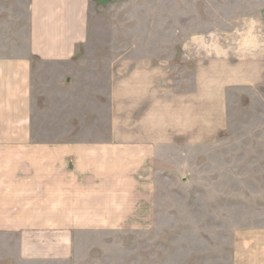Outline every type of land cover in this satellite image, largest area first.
Here are the masks:
<instances>
[{
	"label": "rangeland",
	"instance_id": "374dc122",
	"mask_svg": "<svg viewBox=\"0 0 264 264\" xmlns=\"http://www.w3.org/2000/svg\"><path fill=\"white\" fill-rule=\"evenodd\" d=\"M90 8L74 66L35 61L39 77H81V95L96 97L76 106L94 108L95 139L109 137L103 121L113 81L157 77L162 100L191 101L190 118L182 108L171 113L187 118L192 136L187 158L175 154L171 175H159L157 222L81 242L71 264H264V77L236 84L205 72L235 52L260 58L264 70V0H92ZM55 125L42 133L56 136ZM167 130L174 139L184 131Z\"/></svg>",
	"mask_w": 264,
	"mask_h": 264
},
{
	"label": "crops",
	"instance_id": "0c3cea01",
	"mask_svg": "<svg viewBox=\"0 0 264 264\" xmlns=\"http://www.w3.org/2000/svg\"><path fill=\"white\" fill-rule=\"evenodd\" d=\"M91 1L0 0V264H71L81 242L153 225L159 175H171L175 154L186 157L191 145L189 121L171 113L182 108L190 118L191 101L162 100L157 77H110L106 139L91 135L94 108L76 106L96 97L81 95V77H39L35 61L74 66ZM240 55L221 57L206 77L236 84L264 77L260 58ZM53 123L61 131L47 137ZM170 127L182 128L176 138L184 140L168 137Z\"/></svg>",
	"mask_w": 264,
	"mask_h": 264
}]
</instances>
